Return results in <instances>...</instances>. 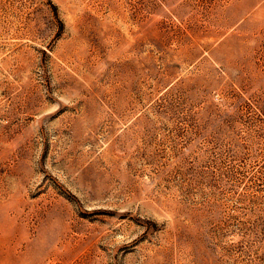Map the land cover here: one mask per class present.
I'll use <instances>...</instances> for the list:
<instances>
[{
    "label": "rangeland",
    "instance_id": "374dc122",
    "mask_svg": "<svg viewBox=\"0 0 264 264\" xmlns=\"http://www.w3.org/2000/svg\"><path fill=\"white\" fill-rule=\"evenodd\" d=\"M0 264H264V0H0Z\"/></svg>",
    "mask_w": 264,
    "mask_h": 264
}]
</instances>
